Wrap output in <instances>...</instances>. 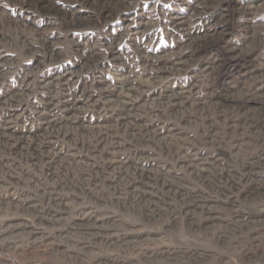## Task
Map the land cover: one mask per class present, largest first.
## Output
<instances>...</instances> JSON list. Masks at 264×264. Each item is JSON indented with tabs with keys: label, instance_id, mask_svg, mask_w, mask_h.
Returning a JSON list of instances; mask_svg holds the SVG:
<instances>
[{
	"label": "rangeland",
	"instance_id": "374dc122",
	"mask_svg": "<svg viewBox=\"0 0 264 264\" xmlns=\"http://www.w3.org/2000/svg\"><path fill=\"white\" fill-rule=\"evenodd\" d=\"M89 1L45 0L57 10L45 12L43 7L30 6L29 0H0V36L5 37V41H0V205L32 198L31 203L28 201L27 213L0 208V264H97L104 260H109V264L110 260L119 264H264V142L249 135L242 139L228 140L227 137L226 142L223 135L217 134L216 139L221 141L218 148L209 143V131L201 126L205 122L213 124L215 120L212 129L217 131L221 127L217 111L215 115L211 109L208 120H203L193 109L181 105L179 109L185 116L181 114L183 118H179L170 115L163 104L170 95L185 97L189 103L205 100L209 91L218 85L211 79L217 72L210 76L201 66L214 52L186 50L184 46L189 37L199 38L206 33L215 38L220 32H224L222 41L227 45L248 51L244 55L249 61L245 69L232 75L229 84L237 85L248 77L244 90L261 94L264 100V0ZM22 40L26 45L21 44ZM48 47L54 52V58L48 53ZM183 55L189 58L181 62V70H168L170 73L164 70L166 78L149 83L161 73L151 70V64L177 62ZM118 85L137 88L131 97L137 96L133 105L139 111L134 116L135 123L156 133H139L141 138L132 141L128 139V130L124 132L113 126L115 120L111 121L108 116L114 112L107 100L115 97ZM74 101L78 108L66 122L81 125L79 128L86 131L82 135L71 131L74 139L70 140L49 134L48 126L66 120L63 118L66 102ZM173 108L174 105L168 104L169 111ZM231 116L236 118L234 114ZM186 118L196 120L198 125L185 124ZM257 118L245 121L252 122V132L260 127L264 132L261 124L264 119ZM99 127L106 128L113 139L107 136L106 140L104 135L102 140L87 130ZM131 131L137 132V127ZM155 134H166L178 153L162 150ZM2 139L9 143L15 141V147L22 140L31 145L41 142V148L38 154L25 147L21 155L14 154L12 151L18 149H8ZM112 141L118 144L113 145ZM241 142L246 143L239 145ZM236 152L239 160L232 158L237 157ZM52 156L66 157L68 162L58 163L59 167L56 165L53 170L47 164ZM183 156L193 162L205 159L202 167L210 165L208 171L201 172L205 176L202 183L193 180L188 171L184 172L189 177L182 173L178 164H182ZM108 160L133 170L131 174L126 171L127 177L121 178L125 170L109 166ZM250 162L252 180L246 181L240 164ZM135 169L142 170L144 175L137 176L139 171ZM50 172L52 176L48 175ZM173 175L175 178L170 177ZM167 183L181 184L180 192L194 196L195 204L200 206L183 202L179 194L169 191ZM45 193L52 199L51 203L57 202L56 209L60 205L57 210L62 211L53 210L47 197L42 195ZM137 198L140 201L143 198L147 206ZM87 210L99 216L108 215L106 222L110 223L112 218L113 226L111 222L103 228L74 227L85 232L92 228L99 233H110L107 237L58 236L74 228L70 226L71 218L77 212ZM51 212L62 218L58 227L55 223L48 226L37 223L39 216ZM172 252L176 253L175 261L167 262L164 257L171 256Z\"/></svg>",
	"mask_w": 264,
	"mask_h": 264
},
{
	"label": "bare ground",
	"instance_id": "6f19581e",
	"mask_svg": "<svg viewBox=\"0 0 264 264\" xmlns=\"http://www.w3.org/2000/svg\"><path fill=\"white\" fill-rule=\"evenodd\" d=\"M29 5L30 6H38V8L40 7H43V9L44 10H46L45 12H47V11H52V12H57V10H56V8H54V7H50L49 5H47L46 3H45V0H29ZM90 3H93V2H95V0H91V1H89ZM40 5V6H39ZM228 6V5H227ZM73 17V16H72ZM223 19V18H222ZM223 35H224V32L222 33V32H220V33H218V36L216 35V37L214 38H212L211 36H209L208 34H206V33H204V34H201V35H199V38H197V37H189V39L187 40V42H186V45L184 46V48L186 49V50H188V49H193V50H201V49H203V50H208V51H212V52H214V55L212 56L211 54V58L209 59V61H207L206 63H204L203 65H201L202 67H203V70L204 71H206L207 73H209L210 74V76H212V73L214 72V71H216L217 72V75H215V76H212V78L211 79H213V81L214 82H216V83H218V85L216 84L214 87L215 88H213V90L211 89L209 92V96L204 100H197V101H195L194 103L193 102H187V101H185V97H181V99L180 98H175V97H173V96H167L164 100H163V104H164V108L170 113V115H172L173 117H179V118H181L182 116H181V114L182 115H184L183 114V111L181 110V109H179V107L181 106V105H183L185 108H190V109H193L194 110V113H196L195 115H199L200 117H203V120H204V118L206 119V120H208L207 118H209V111L212 109V111L213 112H215V115H216V111H217V114H218V116H220V120H218L217 122H218V125H220L221 127L216 131L215 129L213 130L212 129V127H213V125H214V123H216V121L214 120V122H212L213 124H209V123H206L205 122V125H204V123H202L201 124V126L202 127H205L206 129H208V133H209V143L210 144H212V145H214V146H218V148H219V146H221L220 144H221V141H219V140H217L216 139V135L218 134V135H223L224 136V138L226 139L227 137H228V140H229V138L230 139H237V138H239V139H242L244 136H248L249 135V137L251 136H253V138H255V139H258V137H259V139H261V142L263 143L264 142V132L262 131V128L260 127L259 128V130H257V131H254V132H252V130H250V128H252V126L250 125V123H252V122H250V123H246V121L245 120H254V119H256L257 117L258 118H260V117H263V119H264V100H263V98L260 96L261 94H257V93H248V91H245L244 90V84H245V82L247 81V80H250V79H248V77L246 78V79H243L242 78V80L237 84V85H235V84H229V82H228V79L232 76V75H237L238 73H241L244 69H245V64L246 63H248L249 61H248V59H246L245 57H244V55L248 52L246 49H241L240 47L239 48H237V47H235V46H229V45H227L224 41H222L224 38H223ZM200 39V40H199ZM0 41H5V37H1L0 36ZM40 41V40H39ZM202 41H204V43L203 44H201L202 43ZM44 42V41H43ZM21 44H23V46L24 45H26L25 43H24V41L22 40V43ZM45 45V44H44ZM49 48V47H48ZM249 48V47H248ZM31 50V49H30ZM31 51H33V50H31ZM30 51V52H31ZM48 53L50 54V56L52 57V58H54L53 56H54V52L52 51V49H51V47L49 48V50H48ZM190 53V52H189ZM213 54V53H212ZM203 55V54H202ZM208 55V54H207ZM209 55V56H210ZM190 57H192V56H190ZM194 57V56H193ZM181 58V57H180ZM187 58H189V56H184L183 55V57L181 58V59H179L177 62L176 61H174V62H168V61H160V63L158 64V65H155L154 63H156V62H154L153 64H151L150 65V69L151 70H154V71H161V73H160V75H158V76H154V78L153 79H150L151 81H149V83H153V82H156V81H158L159 79H164V78H166V76H164L165 74H164V70L166 71L167 70V72H169L168 70H171V71H179V69H180V67H181V62H184ZM194 58H196V57H194ZM209 58V57H208ZM197 59H199V58H197ZM196 59V60H197ZM201 64V63H200ZM181 70V69H180ZM202 70V69H201ZM163 72V73H162ZM170 73V72H169ZM205 73V72H204ZM157 74V73H156ZM159 74V73H158ZM206 75H208V74H206ZM25 77V76H24ZM153 77V76H152ZM159 78V79H158ZM158 79V80H157ZM153 80V81H152ZM212 81V82H213ZM148 84V83H147ZM137 88L136 87H133L132 85H126V86H123V85H118V87H116L115 88V97L112 99V98H109L107 101L109 102L107 105H109V107H110V110L112 111V112H114V114H112V113H110V115L108 116V117H110V119H111V121H113V120H115V124L113 125V126H115V127H117V129L119 128V129H124V132H127V130H128V139H130V140H136V139H139V137H140V135H139V133H143V134H145V135H150V134H154V132L152 133L151 131H149L147 128H145V126H144V129L141 127V125H140V123L138 124V123H135V120H134V116H136V114H137V111H138V109H137V107L135 106H133V105H135L134 104V102L135 101H137V96L136 95H134L135 97V99L133 98H131L132 97V95H133V93L135 92V90H136ZM238 93V94H237ZM142 95V94H141ZM166 95H168V94H166ZM20 96V95H19ZM176 96V95H175ZM22 97H23V95H22ZM9 99V98H8ZM195 99V98H194ZM6 100V99H5ZM10 100V99H9ZM161 100V101H162ZM160 101V100H159ZM162 104V102H160V105ZM168 104H170V106H172V105H174L175 106V109L173 110V111H169L170 109H168ZM154 105V104H153ZM104 106V105H103ZM77 108H78V106L77 105H75V101L74 102H72V103H69V102H66V104L64 105V111H65V117H63L64 119H66V120H64L62 123H57V125H51V126H48V127H50L49 128V130H50V133L49 134H53V135H59L60 137H62V139L64 138H67V139H74V138H71V136H73L72 135V133H71V131L74 133H76V132H78L79 134H81L82 135V133H84L86 130H81V128H79V127H81V125H75V126H73L74 124H73V122H66L67 120H68V118H70L71 116H73L74 115V113H75V111L77 110ZM134 108V109H133ZM183 108V107H182ZM102 109V108H101ZM116 110V111H115ZM156 111V110H155ZM186 111V110H185ZM139 112V111H138ZM157 113V112H156ZM160 113V112H159ZM163 113V112H162ZM225 113V114H224ZM151 114L153 115V116H155V117H160L159 115H157V114H155L154 112H151ZM213 114V113H212ZM232 114H234L235 116H236V118L234 117H232L231 115ZM151 115V116H152ZM168 115V114H167ZM169 116V115H168ZM185 116V115H184ZM218 116H216V118L218 117ZM183 118V117H182ZM214 118V117H213ZM219 118V117H218ZM240 118H243V119H240ZM257 118V119H258ZM74 118H72V120H73ZM136 119V118H135ZM185 119V118H184ZM187 119V118H186ZM197 119V118H196ZM210 119H212V118H210ZM71 120V121H72ZM106 120V119H105ZM137 120V119H136ZM202 120V119H201ZM205 120V121H206ZM217 120V119H216ZM245 122H244V121ZM50 121V120H49ZM144 121V120H143ZM183 121V120H182ZM196 121V120H195ZM195 121H191V120H188L187 119V121H185L186 123L185 124H193V125H198V123H197V121L195 122ZM260 121H262L261 120V118H260ZM264 121V120H263ZM58 122V121H57ZM106 122V121H105ZM110 122V121H109ZM138 122H139V120H138ZM141 122V121H140ZM114 123V122H113ZM52 124H53V122H52ZM73 124V125H72ZM262 125H263V127H264V123H261ZM253 125V124H252ZM104 126H106V125H104ZM215 126V125H214ZM261 126V125H260ZM46 127V126H45ZM110 127V126H109ZM137 127V132H132L131 131V128L132 129H134V128H136ZM199 127V126H198ZM47 128V127H46ZM86 128V127H85ZM149 128V127H148ZM106 128H104V130L101 128V127H99V128H95V130L93 129V128H90V130H89V128H87V130L88 131H91V132H95V134L97 135H99V136H101V139L103 140L104 139V137H105V139L106 140H108V137H110V139L112 138L113 139V136H111V135H109L107 132H106V130H105ZM203 129V128H202ZM48 130V129H47ZM110 130H112V129H110ZM156 130V129H155ZM256 130V129H255ZM114 132V131H113ZM113 132H112V134H113ZM119 132V131H118ZM158 132V131H157ZM41 133V132H40ZM47 133V134H48ZM111 133V132H110ZM156 133V132H155ZM70 134H71V136H70ZM118 134V133H117ZM105 135V136H104ZM114 135H115V133H114ZM155 135H156V137H155ZM154 135V137H155V139H156V143H158L159 145H161L163 148H162V150L164 149H166L168 152H171V151H173L175 154H177L178 153V150L176 149V147H174V146H172V144H171V141H169V139H167V137H165V135L166 134H163V135H161V134H155ZM52 136V135H51ZM78 136V135H77ZM76 136V137H77ZM86 136V135H85ZM92 136V135H91ZM104 136V137H103ZM108 136V137H107ZM153 136V135H152ZM21 137V136H20ZM19 137V138H20ZM89 137V136H88ZM117 137V136H116ZM171 136H169V138H170ZM27 138V137H26ZM54 138V137H53ZM81 138V137H80ZM83 138H85V137H83ZM90 138V137H89ZM92 138V137H91ZM141 138V137H140ZM36 139V138H35ZM39 139V138H38ZM37 139V140H38ZM45 139V138H44ZM116 139V138H115ZM121 139V138H120ZM126 139V138H125ZM153 139V138H152ZM223 139V138H222ZM3 140V139H2ZM22 140V139H21ZM51 140V139H50ZM140 140H142V139H140ZM17 141H18V137H17ZM42 141H43V139H42ZM68 141V140H67ZM66 141V142H67ZM87 141V140H86ZM147 141V140H146ZM181 141V140H180ZM259 141V140H258ZM31 142V141H30ZM34 142V141H33ZM40 142V141H39ZM75 142V141H74ZM88 142V141H87ZM94 142H95V140H94ZM104 142V141H103ZM102 142V146L104 145V143ZM106 142V141H105ZM111 142V141H110ZM121 142H122V140H121ZM126 142H128V141H126ZM155 142V141H154ZM226 142H227V139H226ZM3 143H4V145L9 149V148H11L12 147V149L13 150H17L18 149V151L17 152H13L12 151V153H14V154H18L19 153V155H21V153H22V147H25L27 150L28 149H32L33 151H35V152H33V153H37L38 152V150H40V146H39V144L41 143H37V144H32L31 145V143H28V141H26V140H22V141H20V144L18 145V146H16L15 147V141L13 142V143H9L8 142V140H3ZM82 143V142H81ZM85 143V142H84ZM246 142H241V143H239V145H244ZM249 143V142H248ZM256 143V142H255ZM16 144H17V142H16ZM75 144V143H74ZM87 144V143H86ZM88 144H90V142L88 143ZM107 144V143H106ZM112 144L113 145H117L118 143H116L115 141H112ZM125 144V143H124ZM126 144H128V143H126ZM155 144V143H154ZM44 145V144H43ZM46 145V144H45ZM51 145V144H50ZM71 145V144H70ZM248 145V144H247ZM124 146V145H123ZM129 146H131L130 144H129ZM48 147H49V145H48ZM79 147V146H78ZM101 147V146H100ZM112 147V146H111ZM173 147V148H172ZM182 147V146H181ZM229 147V146H228ZM230 147H231V145H230ZM229 147V148H230ZM261 147V146H260ZM54 148V147H53ZM81 148V147H80ZM93 148V147H92ZM108 148V147H107ZM114 148V147H113ZM115 148H116V146H115ZM118 148V147H117ZM234 148H235V146H234ZM242 148V147H241ZM5 149V148H4ZM96 149V148H95ZM121 149H123V147L121 148ZM222 149V148H221ZM42 151H44V152H46L43 148L41 149ZM116 150V149H115ZM125 150V149H124ZM161 150V151H162ZM29 151V150H28ZM41 151V152H42ZM100 151V150H99ZM108 151V150H107ZM242 151V150H241ZM240 151V152H241ZM245 151V150H244ZM58 152V151H57ZM115 152V151H114ZM187 152V151H186ZM27 153V152H26ZM40 153V152H39ZM47 153V152H46ZM45 153V154H46ZM66 153V152H65ZM71 153V152H70ZM105 153V152H104ZM116 153V152H115ZM30 154H32V153H30ZM38 154V153H37ZM44 154V155H45ZM54 154H55V152H54ZM57 154V153H56ZM72 154H74V153H72ZM170 154V153H169ZM168 154V155H169ZM228 154H229V152H228ZM234 154V153H233ZM41 155V154H40ZM50 155H51V153H50ZM49 155V156H50ZM62 155V154H61ZM109 155H110V152H109ZM119 155V154H118ZM122 155V154H121ZM214 155V154H213ZM235 156H237V152L234 154ZM27 156H28V154H27ZM33 156V155H32ZM68 156V155H67ZM70 156V155H69ZM86 156H87V154H86ZM85 156V157H86ZM92 156V155H91ZM96 156V155H95ZM116 156V155H115ZM181 156V155H180ZM188 156V155H187ZM230 156V155H229ZM89 157V156H88ZM132 157V156H131ZM48 158V157H47ZM63 158V159H62ZM72 158V157H71ZM70 158V159H71ZM78 158V157H77ZM83 158V157H82ZM91 158V157H90ZM90 158H88V160L90 159ZM111 158V157H110ZM174 158V157H173ZM232 158H235V159H238L239 160V158L240 157H232ZM73 159V158H72ZM84 159V158H83ZM101 159V158H100ZM112 159V158H111ZM129 159V158H128ZM183 159H184V161H183ZM183 159H182V164H178L179 165V167L181 168L180 170L182 171V173H185L186 174V172H184L185 170L186 171H188V175L189 176H191L192 178H193V180H198V181H202L204 178H205V176L204 175H202L201 174V172H204L205 170H207L208 171V167H210V165L206 168V167H202L204 164H206V161H204L205 159H203L202 161H199V162H193V161H190V160H186V159H189V157H184L183 156ZM45 160V159H44ZM47 160V159H46ZM68 159L65 157H63V156H60V157H51L48 161H47V164L48 165H52L53 167H52V169L54 170L55 169V167L54 166H58L59 167V165H58V163H60V162H62V161H65V162H68L67 161ZM93 160V159H92ZM122 160V159H121ZM177 160L179 161L180 159H179V156H178V158H177ZM213 160V159H212ZM233 160V159H232ZM91 161V160H90ZM101 160H99V162H100ZM119 161V160H118ZM128 161V160H127ZM243 161V160H242ZM36 162V161H35ZM97 161H95V163H96ZM117 162V161H116ZM116 162H115V160H113V161H109L108 160V162H106V164H108L109 166H113L114 164H116ZM123 162H125V160H123ZM210 162V161H209ZM208 162V163H209ZM255 162V161H254ZM29 163L31 164V162L29 161ZM82 163V162H81ZM101 163H102V161H101ZM119 163V162H118ZM204 163V164H203ZM257 163H258V161H257ZM91 164H93V162L91 163ZM126 164V163H125ZM129 164V163H128ZM184 164V165H183ZM122 165V164H121ZM121 165H118V166H116V165H114V168L116 169H118V170H122V169H124L125 170V172L127 171H129L130 173L129 174H131V171L133 170H130V167H126V166H124L123 167V165L121 166ZM131 165V164H130ZM177 165V166H178ZM182 165V166H181ZM62 166V165H61ZM67 166V165H66ZM92 166V165H91ZM94 166V165H93ZM100 166V165H99ZM103 166V165H102ZM240 166H241V168L243 169V173H244V176H245V180L246 181H248V180H252L251 179V175L249 174L250 172H251V170H252V163L250 162V163H248V164H244V163H242V164H240ZM87 168H88V165L86 166ZM95 167V166H94ZM46 168H48V167H46ZM62 168V167H61ZM71 168H72V166H71ZM100 168V167H99ZM113 168V169H114ZM132 168H134V167H132ZM136 168H138V167H136ZM140 168V167H139ZM151 168V167H150ZM64 169V168H63ZM67 169V168H66ZM73 169V168H72ZM101 169H102V167H101ZM142 169V168H141ZM5 170V169H4ZM49 170V169H48ZM53 170H52V173H53ZM56 170V169H55ZM95 170V169H94ZM135 170H137V169H135ZM157 170V169H156ZM178 170H179V168H178ZM179 170V171H180ZM210 170V169H209ZM216 170V169H215ZM241 170V169H240ZM92 171V170H91ZM137 171H139L138 172V174H137V176H142V175H144V174H142L141 172H142V170H137ZM151 171V170H150ZM172 171V170H171ZM170 171V172H171ZM5 172V171H4ZM7 172V171H6ZM112 172H114V171H112ZM125 172H122V177L121 178H125L124 176H126L127 177V172L125 173ZM146 172V171H145ZM157 172V171H156ZM9 173V172H8ZM46 173V172H45ZM58 173H60V172H58ZM92 173V172H91ZM109 173H110V171H109ZM108 173V174H109ZM150 173V172H149ZM179 173V172H178ZM253 173V172H252ZM43 174V173H42ZM107 174V173H106ZM111 174V173H110ZM118 174V173H117ZM133 174V173H132ZM157 174V173H156ZM166 175H168L167 173H165ZM184 174V175H185ZM207 174V173H206ZM254 174V173H253ZM49 176H52V174H51V172H50V174H48ZM87 175H90V174H87ZM113 175V174H112ZM119 175V174H118ZM164 175V174H163ZM187 175V174H186ZM187 175V176H188ZM82 176V175H81ZM104 176V175H103ZM106 176V175H105ZM148 176V175H147ZM150 176H151V174H150ZM169 176V175H168ZM177 176V175H176ZM188 176V177H189ZM207 176V175H206ZM253 176V175H252ZM31 177H33V176H31ZM46 177V176H45ZM83 177V176H82ZM99 177V176H98ZM111 177V176H110ZM134 177V176H133ZM154 177V176H153ZM156 177V176H155ZM163 177V176H162ZM170 177H173V178H175V176L173 175V176H170ZM182 177V176H181ZM34 178V177H33ZM103 178V177H102ZM147 178V177H146ZM159 178V177H158ZM166 178V177H165ZM22 179H24V178H22ZM27 179V178H26ZM30 179H32V178H30ZM84 179V178H83ZM92 179V178H91ZM95 179V178H94ZM112 179H113V177H112ZM131 179V178H130ZM133 179V178H132ZM138 179V178H137ZM184 179H185V176H184ZM214 179V178H213ZM8 180V179H7ZM25 180V179H24ZM44 180V179H43ZM65 180V179H64ZM70 180V179H69ZM85 180H86V178H85ZM88 180V179H87ZM86 180V181H87ZM135 180V179H134ZM210 180V179H209ZM16 181V180H15ZM18 181V180H17ZM27 181V180H26ZM30 181V180H29ZM60 181V180H59ZM93 181V180H92ZM111 181V180H110ZM133 181V180H132ZM149 181V180H148ZM174 181H175V179H174ZM204 181V180H203ZM1 182V181H0ZM4 182V181H3ZM7 182V181H6ZM35 182V181H34ZM64 182V181H63ZM90 182V181H89ZM125 182V181H124ZM131 182V181H130ZM163 182V181H162ZM172 182V181H171ZM196 182V181H195ZM30 183V182H29ZM37 183H39V182H37ZM55 183V182H54ZM93 182H91V184H92ZM113 183V182H112ZM139 183V182H138ZM158 183V182H157ZM177 183V182H176ZM184 183V182H183ZM202 183V182H201ZM2 184V183H1ZM36 184V183H35ZM58 184V183H57ZM98 184V183H97ZM109 184V183H108ZM151 184V183H150ZM166 183H164V184H162V185H165ZM168 184V183H167ZM173 184V183H172ZM171 184V185H172ZM3 185H4V183H3ZM39 185V184H38ZM42 185V184H41ZM56 185V184H55ZM59 185V184H58ZM64 185V184H63ZM69 185V184H68ZM89 185V184H88ZM100 185V184H99ZM106 185V184H105ZM171 185H167L168 186V189H169V191H171L172 193H173V195H175V194H179V197L183 200V202H187L188 204H195L196 203V198L194 197V196H191V197H189V196H186L185 194H183L182 192H180V190H183L182 188H181V184H179L178 186H180V187H178V186H171ZM184 185V184H183ZM78 186V185H77ZM109 186H111V185H109ZM118 186V185H117ZM1 187V186H0ZM45 187V186H44ZM74 187H76V186H74ZM73 187V188H74ZM86 187V186H85ZM96 187H98V186H96ZM95 187V188H96ZM163 187V186H162ZM161 187V188H162ZM166 187V186H165ZM84 188V187H83ZM135 188V187H134ZM140 188V187H139ZM138 188V189H139ZM46 189V188H45ZM60 189H62V188H60ZM75 189V188H74ZM86 189V188H85ZM103 189V188H102ZM108 189V188H107ZM40 190V189H39ZM82 190V189H81ZM92 190V189H91ZM101 190V189H100ZM109 190V189H108ZM114 190V189H113ZM185 190V189H184ZM192 190V189H191ZM240 190V189H239ZM49 191V190H48ZM62 191V190H61ZM80 191V190H79ZM85 191V190H84ZM98 191V190H97ZM129 191V190H128ZM131 191V190H130ZM167 191V190H166ZM168 191V192H169ZM213 191V190H212ZM235 191V190H234ZM258 191V190H257ZM34 192V191H33ZM45 192V191H44ZM53 192H55L54 190H53ZM60 192V191H59ZM66 192H68V191H66ZM80 192H82V191H80ZM87 192V191H86ZM88 192H89V190H88ZM122 192V191H121ZM165 192V191H164ZM40 193V192H39ZM51 193V192H50ZM130 193V192H129ZM128 193V194H129ZM138 193V192H137ZM148 193V192H147ZM186 193V192H185ZM24 194V193H23ZM93 194V193H92ZM117 194V193H116ZM124 194V193H123ZM133 194H135V191L133 192ZM132 194V195H133ZM140 194H142V192L140 193ZM257 194V193H256ZM21 195V194H20ZM26 195H27V193H26ZM43 196H44V198H46L47 197V203H49L50 205H51V207H54L53 208V210H56V211H62V210H57L58 208H59V206H58V208L56 209V204H57V202H56V204L55 203H51V200L52 199H49V196H47L46 195V193L45 194H42ZM52 195V194H51ZM76 195H77V193H76ZM103 195V194H102ZM143 195V194H142ZM141 195V196H142ZM151 195V194H150ZM161 195V194H160ZM171 195V194H170ZM194 195V194H193ZM58 196V195H57ZM92 196V195H91ZM90 196V197H91ZM95 196V195H94ZM145 196V195H144ZM168 196H169V194H168ZM198 196V195H197ZM256 196V195H255ZM38 197V196H37ZM55 197H56V195H55ZM63 197V196H62ZM85 197H86V194H85ZM84 197V198H85ZM112 197V196H111ZM120 197H121V195H120ZM125 197V196H124ZM212 197V196H211ZM259 197V196H258ZM7 198V197H6ZM52 198V197H51ZM106 198V197H105ZM178 198V197H177ZM198 198V197H197ZM201 198V197H200ZM249 198V197H248ZM30 199H32V198H30L29 196L28 197H24V198H21V199H16V200H14V201H6L5 203H2V205H0V206H2V207H0V208H8V209H12V210H14V211H16V210H18V211H21V212H23V211H28V210H30V205H29V203H31L30 202ZM42 199V198H41ZM67 199V198H66ZM90 199V198H89ZM99 199V198H98ZM102 199V198H101ZM110 199V198H109ZM112 199V198H111ZM143 199V198H142ZM141 199V201L137 198L136 200H138L139 202H145V200H142ZM149 199V198H148ZM154 199V198H153ZM158 199V198H157ZM13 200V199H12ZM43 200V199H42ZM53 200H54V198H53ZM61 200H62V198H61ZM60 200V201H61ZM86 199H84V201H85ZM104 200V199H103ZM205 200V199H204ZM207 200V199H206ZM210 200V199H209ZM208 200V201H209ZM23 201L25 202V201H27L26 202V204L25 205H23V204H21V203H23ZM28 201H29V203H28ZM44 201V200H43ZM81 201V200H80ZM104 201H106L107 202V200L105 199ZM216 201V200H215ZM255 201V200H254ZM258 201V200H257ZM264 201V200H263ZM89 202V201H88ZM111 202V201H110ZM116 202V201H115ZM130 202H132V201H130ZM135 202L136 201H134L133 200V203L135 204ZM142 202V204H145L146 205V203H143ZM214 202V201H213ZM253 202V201H252ZM256 202V201H255ZM28 203V204H27ZM46 203V204H47ZM124 203V202H123ZM38 204V203H37ZM36 204V205H37ZM59 204V203H58ZM64 204V203H63ZM90 204V203H89ZM151 204V203H150ZM156 204V203H155ZM198 204V203H197ZM197 204H195V205H197ZM202 204H205V203H202ZM32 205V204H31ZM115 205V204H114ZM124 206H125V204H123ZM140 205V204H139ZM234 205V204H233ZM147 206V205H146ZM193 206V205H192ZM198 206H200L199 204H198ZM208 206V205H207ZM32 207V206H31ZM33 207H34V205H33ZM65 207H67V206H65ZM95 207H98V206H95ZM128 207V206H127ZM133 207V206H132ZM143 207H145V206H143ZM142 207V208H143ZM155 207V206H154ZM190 207V206H189ZM202 207V206H201ZM211 207H212V205H211ZM69 208V207H68ZM82 208H83V206H82ZM86 208V207H85ZM89 208H90V206H89ZM194 208H195V206H194ZM198 208V207H197ZM203 208V207H202ZM4 209V210H5ZM34 209V208H33ZM63 209V208H62ZM96 209V208H95ZM133 209L134 208H132V212H133ZM153 209V208H152ZM200 209V208H199ZM209 209V208H208ZM214 209H215V207H214ZM63 210H65V209H63ZM91 210V209H90ZM142 210V209H141ZM145 210V209H144ZM148 210V209H147ZM32 211H34V210H32ZM104 211V210H103ZM127 211H129L128 209H127ZM194 211V210H193ZM192 211V212H193ZM20 212V213H21ZM39 212V211H38ZM186 212V211H185ZM199 212V211H198ZM208 212V211H207ZM17 213V212H16ZM19 213V212H18ZM27 213V212H26ZM75 213V212H74ZM37 214V213H36ZM40 214V213H39ZM38 214V215H39ZM68 214V213H67ZM25 215V214H24ZM34 214H32V216H33ZM100 214H95V213H92V212H89L88 210L87 211H81L80 213H78L77 212V215H75V216H71L72 218H71V225L70 226H72V227H74V226H91L93 229H95V228H103V227H107L111 222V224H112V226H113V222H114V220L111 218L109 221H110V223H108V222H106V220H107V218H108V215L107 216H99ZM137 216V215H136ZM245 216V215H244ZM38 217V216H37ZM159 217V216H158ZM4 218V217H3ZM19 218V217H18ZM24 219V218H23ZM33 219V218H32ZM62 218H60V215H58V216H55V214H53L52 212L50 213V214H48V213H45L44 215H42V216H39L38 217V219H36L37 220V223L39 224V225H42L43 224V226H48L49 225V223H51L52 225H55V224H58L57 225V227L60 225L58 222L61 220ZM19 220V219H18ZM226 220V219H225ZM260 220V219H259ZM68 221V220H67ZM55 223V224H54ZM116 223V222H115ZM14 224V223H13ZM16 224V223H15ZM21 224V223H20ZM26 224V223H25ZM31 224V223H30ZM30 224H28V225H30ZM50 224V225H51ZM69 224V223H68ZM123 225V224H122ZM193 225V224H192ZM22 226V225H21ZM111 226V227H112ZM257 226V225H256ZM8 227V226H7ZM56 227V226H55ZM116 227V226H115ZM26 228V227H25ZM41 228V227H40ZM92 228L90 229H88L89 231H87V232H85V231H82V230H80V228L79 227H74V228H68L66 231H64L62 234H61V232L58 234V236L59 237H61L62 235H66V234H69V235H76V236H85L86 235V237H90V236H98L100 239L102 238V237H107L109 234H104L103 232L102 233H99V230L98 231H92ZM8 229V228H7ZM35 229V228H34ZM108 229V228H107ZM116 229V228H115ZM5 230V229H4ZM33 230V229H32ZM72 230V231H71ZM80 230V231H79ZM6 231V230H5ZM12 231V230H11ZM23 231V230H22ZM18 232V231H17ZM19 233V232H18ZM33 234V233H32ZM114 234V233H113ZM61 235V236H60ZM14 236V235H13ZM36 236V235H35ZM40 237V236H39ZM43 237V236H42ZM41 237V238H42ZM47 237V236H46ZM64 237V236H63ZM36 238H38V237H36ZM40 239V238H39ZM43 239V238H42ZM61 239V238H60ZM66 239V238H65ZM76 239V238H75ZM98 239V238H97ZM37 240V239H36ZM89 241V240H88ZM96 241V240H95ZM100 241V240H99ZM107 241V240H106ZM90 243V242H89ZM106 244H108V245H110L111 243L110 242H107ZM263 246V245H262ZM80 247V246H79ZM84 250V249H83ZM176 252V251H175ZM69 253V252H68ZM76 253V252H75ZM173 253V252H172ZM67 254V253H66ZM74 254V253H73ZM181 254V253H180ZM78 255V254H77ZM77 255L76 256H74V258L75 257H77ZM68 256H69V254H68ZM160 256V255H159ZM164 256V255H163ZM167 256V255H166ZM166 256L164 257L165 259H167V262H173V261H175V256H176V253H173L171 256H167L168 258H166ZM261 257V256H260ZM157 258V257H156ZM159 258H161V257H159ZM68 259V258H67ZM151 259V258H150ZM239 259V258H238ZM69 260V259H68ZM163 260V259H162ZM108 261L109 260H104V261H102V262H100V263H97V264H109L108 263ZM115 261V260H114ZM114 261H111L110 260V263L111 264H119V263H117V262H114ZM97 262V261H96ZM166 262V263H167Z\"/></svg>",
	"mask_w": 264,
	"mask_h": 264
}]
</instances>
